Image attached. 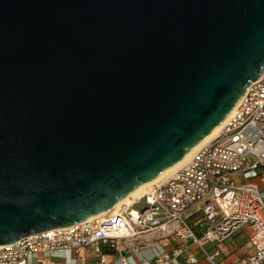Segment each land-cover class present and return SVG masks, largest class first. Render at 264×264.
<instances>
[{"label":"water","instance_id":"water-1","mask_svg":"<svg viewBox=\"0 0 264 264\" xmlns=\"http://www.w3.org/2000/svg\"><path fill=\"white\" fill-rule=\"evenodd\" d=\"M264 70V0H0V246L175 165Z\"/></svg>","mask_w":264,"mask_h":264},{"label":"built area","instance_id":"built-area-1","mask_svg":"<svg viewBox=\"0 0 264 264\" xmlns=\"http://www.w3.org/2000/svg\"><path fill=\"white\" fill-rule=\"evenodd\" d=\"M263 174L264 70L222 129L165 181L100 218L0 246V264H31L35 254H78L88 247L104 264L102 245L119 254L118 264L149 248L155 252L141 255L140 264H176L182 256L186 264H196L189 248L216 264L218 251L208 253L206 246L225 242L243 226L251 230L252 253L236 264H264V194L253 182ZM141 202L143 208L134 210ZM169 241L176 245L165 251L161 246Z\"/></svg>","mask_w":264,"mask_h":264},{"label":"crops","instance_id":"crops-1","mask_svg":"<svg viewBox=\"0 0 264 264\" xmlns=\"http://www.w3.org/2000/svg\"><path fill=\"white\" fill-rule=\"evenodd\" d=\"M263 180L257 178L253 182L258 186L259 191L264 194V174L262 175ZM251 236V230L248 226H243L236 234L225 242L215 245L209 244L206 246V251L211 253L214 250L218 251V256L215 258L216 264H236L241 260L248 258L252 251L249 249L248 240ZM175 242H166L162 244V248L165 251H170L175 247ZM156 246V245H155ZM102 251L105 248L107 252L105 254V263L104 264H118L117 260L119 259V254L109 247L102 245ZM156 248H149L144 250L140 256L149 257L155 252ZM187 253H193L196 255L197 263L196 264H210L204 257L203 254H200L194 248H189ZM139 255L127 254L128 261L127 264H140ZM45 260V264H98V258L93 252L92 248L88 247L80 251L78 254L74 252L70 253H58L54 256H45L42 254H35L31 258V264H41L39 260ZM176 264H186L185 256L180 257L177 260Z\"/></svg>","mask_w":264,"mask_h":264},{"label":"bare ground","instance_id":"bare-ground-1","mask_svg":"<svg viewBox=\"0 0 264 264\" xmlns=\"http://www.w3.org/2000/svg\"><path fill=\"white\" fill-rule=\"evenodd\" d=\"M235 111V108L232 110V112L226 117V119L212 132L210 133L202 142H200L193 150L188 152L186 155H184L175 165L164 171L161 175L153 179L152 181L145 183L140 188L135 190L133 193H131L129 196H127L124 200L119 202L113 209H111L109 212L100 214L97 216V218L102 217L105 214L114 212L117 208H119L121 205H130L135 199L139 198L149 187L160 184L161 182L165 181L167 178H169L175 171L180 169L184 164H186L191 157L206 143H208L219 130L222 129V127L226 124V122L231 118Z\"/></svg>","mask_w":264,"mask_h":264},{"label":"rangeland","instance_id":"rangeland-1","mask_svg":"<svg viewBox=\"0 0 264 264\" xmlns=\"http://www.w3.org/2000/svg\"><path fill=\"white\" fill-rule=\"evenodd\" d=\"M143 208V203H139L138 205L134 206V210H141Z\"/></svg>","mask_w":264,"mask_h":264},{"label":"trees","instance_id":"trees-1","mask_svg":"<svg viewBox=\"0 0 264 264\" xmlns=\"http://www.w3.org/2000/svg\"><path fill=\"white\" fill-rule=\"evenodd\" d=\"M103 251H104V252H107V250H106L105 248L103 249Z\"/></svg>","mask_w":264,"mask_h":264}]
</instances>
